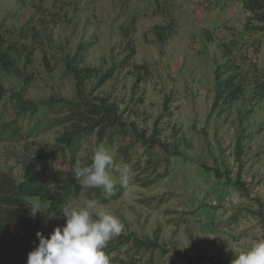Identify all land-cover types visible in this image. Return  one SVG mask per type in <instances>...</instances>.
Wrapping results in <instances>:
<instances>
[{"label": "rangeland", "instance_id": "1", "mask_svg": "<svg viewBox=\"0 0 264 264\" xmlns=\"http://www.w3.org/2000/svg\"><path fill=\"white\" fill-rule=\"evenodd\" d=\"M259 26L239 0H0V40L12 64L11 70L0 64V175L21 181L59 150L66 155L44 172L49 182V172H57L58 183L103 145L114 157V177L131 169L132 192L119 183L107 197L83 187L67 204L101 200L125 225L122 236L150 245L137 253L138 264H232L238 250L264 238ZM80 45L87 49L76 56ZM216 69L220 80L233 77L242 87L230 104L216 93ZM16 95L31 103L111 104L125 128L98 139L102 124L85 132L88 125L60 106L21 113ZM129 124L169 155L150 154ZM74 129L81 134L70 152L62 137ZM26 202L48 207L38 198ZM63 207L46 218V237L64 225ZM15 241L26 264L38 239L18 231ZM135 249L128 244L116 252L127 258Z\"/></svg>", "mask_w": 264, "mask_h": 264}, {"label": "trees", "instance_id": "2", "mask_svg": "<svg viewBox=\"0 0 264 264\" xmlns=\"http://www.w3.org/2000/svg\"><path fill=\"white\" fill-rule=\"evenodd\" d=\"M239 1L244 10L252 14L261 23L258 29L264 31V0ZM135 22L136 20L132 19L133 25ZM156 29L162 30L161 27H156ZM130 34L129 31L125 32L124 36L127 40H129ZM157 35L164 41L161 31H159ZM86 49L87 46L80 45L77 49L76 56L83 54ZM0 64L5 70H11L12 68V64L8 60L6 52L3 51L2 40H0ZM111 73L112 72H109L105 78H103L102 82L106 81V79L111 76ZM215 78L216 93L218 96L226 94V97L223 99L225 103H232L242 94L243 90L241 85L236 82L233 77L220 80L219 72L216 69ZM16 98L21 113L37 115L40 111L60 106L68 108L69 111H73L79 123L88 125L85 132L89 133L93 131V129H96L99 124H102L98 130V139H101L103 135L109 134L110 129H113V127L120 130L125 128V125L118 119L117 109L111 104L92 102L72 103L64 99L56 98H49L38 103H31L22 100L18 95H16ZM129 126L130 130L137 136L139 141L147 145L150 154L155 155L158 150H161L162 156L167 157L169 155L166 153L164 146L154 140L153 137L145 140L143 134L137 131L134 124H129ZM80 134L81 132L79 129H74L71 134H65L62 137V142L65 145L64 148L72 152L73 149L71 147ZM64 154H61L59 150H54L45 158V163L42 165V169L39 173L30 168L22 180L18 182L0 175V264H24L22 254L19 252L15 241V233L24 231L36 237V232H42L44 229L45 220L48 215L67 204L71 197L83 188L73 176L66 177L57 183V172H49V176L53 179V182L45 180L44 172L46 171V163L51 164ZM91 163L92 161L87 165ZM56 183L57 186H52ZM233 185L240 190L244 189V184L239 182ZM27 198H38L47 201L48 207L45 212L37 213L35 217H32L30 215L28 203L26 202ZM116 240L117 243L113 248L107 246L105 249L110 257L111 264H138V259L136 258L137 253H139L141 249L150 247L149 244L122 235L117 237ZM128 244L135 246L134 255L127 258L120 256L116 251L120 246ZM211 264L221 263L216 262Z\"/></svg>", "mask_w": 264, "mask_h": 264}, {"label": "clouds", "instance_id": "3", "mask_svg": "<svg viewBox=\"0 0 264 264\" xmlns=\"http://www.w3.org/2000/svg\"><path fill=\"white\" fill-rule=\"evenodd\" d=\"M114 168L113 155L103 145H97L92 149V163L77 164L73 177L81 187L102 189L106 197L115 191L117 183L131 193L134 188L131 169L124 166L117 179L112 174ZM29 209L32 217L43 212L39 204ZM60 212L65 218L64 225L54 227L47 237L36 232L38 244L27 254L26 264H111L105 249L124 231L120 218L99 199H87L75 206L67 204ZM232 264H264V238L238 250Z\"/></svg>", "mask_w": 264, "mask_h": 264}]
</instances>
